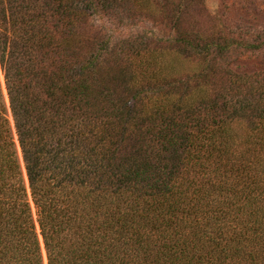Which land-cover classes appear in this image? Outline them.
Returning a JSON list of instances; mask_svg holds the SVG:
<instances>
[{"label": "trees", "instance_id": "trees-1", "mask_svg": "<svg viewBox=\"0 0 264 264\" xmlns=\"http://www.w3.org/2000/svg\"><path fill=\"white\" fill-rule=\"evenodd\" d=\"M203 2L0 0V264H264V0Z\"/></svg>", "mask_w": 264, "mask_h": 264}, {"label": "rangeland", "instance_id": "rangeland-1", "mask_svg": "<svg viewBox=\"0 0 264 264\" xmlns=\"http://www.w3.org/2000/svg\"><path fill=\"white\" fill-rule=\"evenodd\" d=\"M218 0H204L203 2V21L204 26L207 27H216L219 25V17H218ZM151 29L150 26H148L147 30ZM159 34L158 32H156ZM246 66V71L248 73H257V74H264V58H260L258 60H250L248 62L243 63ZM3 82V79H2ZM5 93V91H4ZM7 101V98H6ZM42 255L44 258V264H46V258L44 250H42Z\"/></svg>", "mask_w": 264, "mask_h": 264}]
</instances>
